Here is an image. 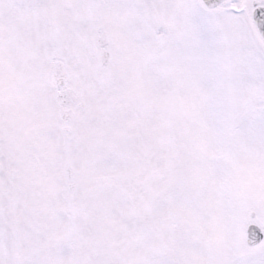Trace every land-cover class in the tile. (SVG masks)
I'll use <instances>...</instances> for the list:
<instances>
[{
  "label": "snow or ice",
  "instance_id": "snow-or-ice-1",
  "mask_svg": "<svg viewBox=\"0 0 264 264\" xmlns=\"http://www.w3.org/2000/svg\"><path fill=\"white\" fill-rule=\"evenodd\" d=\"M0 264H264V0H0Z\"/></svg>",
  "mask_w": 264,
  "mask_h": 264
}]
</instances>
